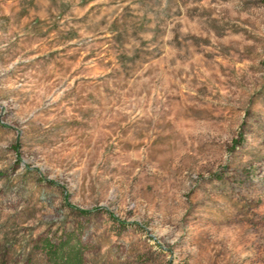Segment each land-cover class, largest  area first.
Masks as SVG:
<instances>
[{
  "label": "rangeland",
  "instance_id": "rangeland-1",
  "mask_svg": "<svg viewBox=\"0 0 264 264\" xmlns=\"http://www.w3.org/2000/svg\"><path fill=\"white\" fill-rule=\"evenodd\" d=\"M264 264V0H0V264Z\"/></svg>",
  "mask_w": 264,
  "mask_h": 264
},
{
  "label": "trees",
  "instance_id": "trees-1",
  "mask_svg": "<svg viewBox=\"0 0 264 264\" xmlns=\"http://www.w3.org/2000/svg\"><path fill=\"white\" fill-rule=\"evenodd\" d=\"M70 241L68 238L58 245L46 243L45 252L51 264H84L80 245Z\"/></svg>",
  "mask_w": 264,
  "mask_h": 264
}]
</instances>
